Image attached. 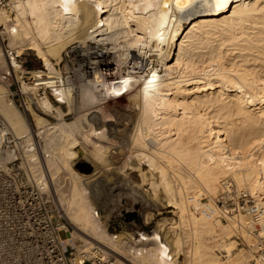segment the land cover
<instances>
[{"label": "bare ground", "instance_id": "bare-ground-1", "mask_svg": "<svg viewBox=\"0 0 264 264\" xmlns=\"http://www.w3.org/2000/svg\"><path fill=\"white\" fill-rule=\"evenodd\" d=\"M11 6L15 17L0 11V74L8 69L12 81L22 82L16 58L28 50L46 71L33 73L35 85L23 84L24 92L48 86L69 112L77 108L76 88L81 103L88 97L100 104L126 99L139 127L140 153L130 162L131 170L140 174L142 187L151 186L153 200H160L162 190L169 205L178 210V219L159 221L152 236L140 234L127 251L133 239L109 236L105 228H98L92 222L90 203L84 200L85 190L72 183L84 177L71 161L77 157L81 123L66 122L62 108L47 97L40 98L38 105L57 122L50 124L35 111L28 119L8 99L9 81L1 76L0 114L17 137H32L38 150L39 139L46 144L39 152L45 186L56 195L62 190L57 175L60 165L74 177L69 183L72 191H67L72 197L63 214L74 229L72 240L101 247L120 264H179L185 243L190 244L184 254L188 264H247L243 250L232 240L245 223L244 216L239 212L225 225L215 214L219 213L217 200L259 199L256 212L262 220L256 233L264 239V0H12ZM4 36L9 51L15 49L17 55L6 54ZM69 49L79 51L78 68H66L73 79L71 75L62 84L56 67ZM126 66L130 71L121 76ZM53 135L66 144L61 142L64 146L56 153V172L48 150ZM145 164L149 171L143 170ZM101 172L96 167L90 178L100 177ZM116 174L119 186L120 164ZM142 192L132 194L140 199ZM231 208V212L239 211L237 204ZM246 226L242 236L249 240L254 226ZM219 249L231 258L222 260ZM258 263L264 264V257Z\"/></svg>", "mask_w": 264, "mask_h": 264}, {"label": "rangeland", "instance_id": "rangeland-1", "mask_svg": "<svg viewBox=\"0 0 264 264\" xmlns=\"http://www.w3.org/2000/svg\"><path fill=\"white\" fill-rule=\"evenodd\" d=\"M11 3H12V0H0V11L5 10L9 14H11L13 17H15V13L12 10ZM3 39H5L4 45L8 47L9 46L8 38L4 36ZM15 52H16L15 49H13L12 54H14V56L17 55L15 54ZM16 61L18 62V65H20L22 68L17 71V75L22 79L21 80L22 82H19V87L21 85L23 86V84H27L28 86H34L32 85V82H33L32 75L25 74V73L23 75L22 73L23 71L25 72V69L26 71L31 72V73L38 72V71H44L42 61L38 59V57L36 56L34 52L28 51V50L24 51L23 54L18 59H16ZM53 62L55 66H56V63L58 64V61L57 62L53 61ZM76 62L77 61H75V63ZM154 66L156 68L158 67V70H160L159 72H161V65L158 63V61L157 62L155 61ZM60 68H61V71H63V64L60 65ZM75 68L76 69L78 68L77 65L75 66ZM129 71H130L129 67L127 66L124 67V69L122 70L121 76H126L127 75L126 73H129ZM72 79H73V75H72ZM8 81H9L8 99L11 100L16 106V99L13 100L12 98V94L16 92V88L14 86V84L16 85V82L10 79H8ZM10 85H13V86L9 88ZM107 88L108 87H106L105 93H108ZM79 90L80 89L76 88L74 92V97L76 98V101H77V108L75 107L76 109H74L72 112L71 111L69 112V109L66 105L62 106L61 108L66 114V116L64 117V120L66 122H69V123L75 122V124L77 122L78 125L81 123L79 125L78 130L79 129L80 130L82 129V130L79 131V134L80 133L81 134L80 135L78 134L79 140H77V143H76L77 157L73 158L71 161H72V168L84 177L79 178V179L74 178L72 175H69L68 172L64 171V169L60 165L59 168L61 169H59V173L57 175L60 176V180L62 181V182L60 181V184H61L60 187L62 190H60L59 188V193L57 192V195H56V192L54 193L53 190L45 186V184L48 185L47 180H45L42 185H44L45 191H47L48 193H51V195L53 196L56 208L59 209L64 214V211L68 209V203L72 197L71 196L72 194L68 193L72 191V190H69V189H72L71 188L72 186H70L69 183H71L70 180L74 178L75 180H72L74 181L72 183L75 184L76 182L75 186L78 185L77 187L85 190L82 192V194H84L85 197L83 195L82 196L84 197L85 201L90 203V206L93 210V212L91 213L92 222H94L98 228L100 227L105 228L109 236L121 235L123 238H132L133 241L131 243L129 242L126 245L127 249H129L127 251H130L132 249L131 247L133 246L134 242L136 243V241L138 240V237L136 236L138 233L145 232V234L148 233V235L152 236L155 232L157 223L159 221H164L166 219H173V220L178 219V216L176 214L178 210H176L174 207L169 205L168 199L166 195L162 193V190L159 196L160 200H153L154 195H153L151 186L147 183V185L142 187L141 186L142 180L140 178V174L138 172L134 173L131 170L130 162L135 161L137 158L136 155L140 153L138 141L136 138L138 137V134H139L138 129H137L139 127L137 126L138 122L135 119L133 120L132 111L128 107L129 103L127 102V100L124 98H120V99L113 98L110 100H106L107 102L103 104H100L97 98L88 97L89 100H86V102L81 103L82 98H81ZM115 99L118 101H116ZM55 106L58 107V105H55ZM86 111H89V112L95 111V112L92 113L88 117H80L83 113H86ZM39 115L46 118L50 124H55L57 122L56 119L52 115H48V117L42 114H39ZM121 115H123V117ZM129 122L131 124H129ZM31 124H32V121H31ZM133 129H137V131ZM83 130L84 131L87 130V131L83 133L84 132ZM119 130L120 132H118ZM96 133H98V136L96 135ZM134 133L135 134L137 133L136 134L137 136ZM86 134H89V135H86ZM131 134L132 135L134 134V135L131 136ZM53 136H52V139L54 140L50 138L51 140L49 139L48 141V150L50 154V160H53L52 164H54V162L56 161L55 164L59 165L56 160L57 159L56 157H58L56 153L59 154V151L66 144H65V140H63V138H61L60 136L59 137L57 136L58 139L57 137H55L56 135L54 136V138ZM39 142H40L41 149L43 150V146H44L43 139H39ZM61 142H63L64 145L61 144ZM95 143L97 145H95ZM60 144L62 147L60 146ZM86 146L88 149L86 148ZM44 147H46V144ZM102 147L104 148L102 149ZM119 147H121L120 149L123 150L124 157L123 155L122 157L118 156ZM82 148H84L87 151H85ZM132 151L134 154L133 153L131 154ZM84 152H87L88 154ZM97 158H100V159H97ZM98 162H100V164ZM80 163L90 164L93 167V173L89 175L81 173L77 169V165ZM96 163L97 165H95ZM55 164L53 165L54 172L58 170L56 169L57 167L55 168L56 166ZM118 164L121 165L122 170H123V174L121 175L123 177L120 176L121 185L123 184L122 186L121 185L118 186V176H117L118 174H116ZM96 167L99 168L100 171H102L101 173L103 176L100 175L99 177L98 175V176H95V177L93 176L92 178H90V176L95 174L94 169ZM147 169H149V167H147L146 164L145 166L143 165V170L145 172L149 171ZM39 175H40V178L44 179L43 176H45V174H43L42 167H40L39 169ZM68 176H69V180H68ZM119 189L121 190V192ZM139 189L142 191L145 190V192L144 193L142 192L143 197H141L140 199L139 198L136 199L134 195L132 194V192L135 194V192L140 191ZM60 194H62L61 197L59 196ZM239 198H242V197H239ZM250 198L252 199V197L248 196V198L244 200H248ZM58 199L62 201L60 202V200ZM238 199H233L230 202L234 203V205H231V207L233 206V208H236V204H237L239 211L236 210L235 212H230L229 215H226V213L228 212L225 211L224 209H226L228 204L230 203L224 202V200H217L216 207L218 208L219 213L218 214L214 213V214L217 217V219L220 220L225 225H228L230 223V218L236 216L239 212L244 216L245 223L243 224V226L240 227L241 230L238 229L237 235L232 240L236 242V245L238 248L243 250V253H244L243 257L246 258L247 264H259L258 262L261 261V259L264 257L263 248H261L260 250L263 252L259 251L260 245H262L263 241L261 242L258 234L255 236V233H254V236L251 235L249 240H246L244 236H242V232L247 231L246 224H249V226H254V225L252 224V222H248L249 216H251V213H250L251 210L248 209L245 212H241V208L237 201ZM254 200L258 201L259 203L261 202L259 201V199H254ZM239 201L241 202V200ZM203 203L208 204L209 201L204 200ZM191 213H193L197 217H200L199 213H197V211H195L194 209L191 210ZM64 218L69 226V234L63 233L61 235L63 240H70L68 243L77 250L79 249L83 250L86 248L94 247V246H91L85 243L83 240H80V239H77L76 242H74V240H72V234L74 233L72 231H74V229L69 224L65 216ZM254 228L255 226L251 227V232L252 230L255 232L258 231V229L254 230ZM184 234L185 233H183V237H184ZM189 245L190 244L188 243L181 244V247H180L181 251L178 256L179 264H185L186 261H187L186 264H188L189 260L188 258L185 257L184 254L186 253V251H188V248H190ZM95 247H98V246H95ZM236 252L239 253L238 250ZM123 254L127 258H131L132 256L128 252H125ZM118 263L119 262H117V264Z\"/></svg>", "mask_w": 264, "mask_h": 264}, {"label": "built area", "instance_id": "built-area-1", "mask_svg": "<svg viewBox=\"0 0 264 264\" xmlns=\"http://www.w3.org/2000/svg\"><path fill=\"white\" fill-rule=\"evenodd\" d=\"M3 48L7 55H12L4 43ZM78 52L69 49L64 53L63 61L57 65L62 84L71 77L66 74V68L76 70ZM24 73L32 75V85H35V72L25 69ZM1 76L12 80L8 69ZM14 86L16 92L12 98L16 99V106L28 119L32 118L31 111L45 115L38 105L40 98L47 97L52 105L64 106L57 101L53 89L48 86L35 87V90L29 92H24L19 82ZM39 152L41 149L38 150L32 137H17L8 121L0 114V264H117L100 247L77 250L68 243L70 240L62 239L63 233L69 234V226L63 213L56 208L53 196L45 191L41 183ZM237 201L241 212L248 209L253 211L248 222H252L254 230L259 229L262 220L261 213L256 212L259 202L251 198H239ZM224 202L230 203L224 209L228 212L226 215H229L232 210L230 206L234 203ZM142 233L136 235L138 240ZM260 240L262 242L264 239ZM261 248L264 250L263 245H260L259 251ZM217 252L222 260L231 258L223 249Z\"/></svg>", "mask_w": 264, "mask_h": 264}, {"label": "water", "instance_id": "water-1", "mask_svg": "<svg viewBox=\"0 0 264 264\" xmlns=\"http://www.w3.org/2000/svg\"><path fill=\"white\" fill-rule=\"evenodd\" d=\"M77 169L84 174H91L93 173V167L88 163H80L77 165Z\"/></svg>", "mask_w": 264, "mask_h": 264}]
</instances>
